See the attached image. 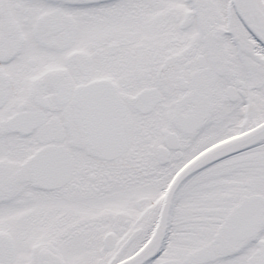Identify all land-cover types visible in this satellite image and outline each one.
Returning a JSON list of instances; mask_svg holds the SVG:
<instances>
[{
    "label": "snow or ice",
    "instance_id": "1",
    "mask_svg": "<svg viewBox=\"0 0 264 264\" xmlns=\"http://www.w3.org/2000/svg\"><path fill=\"white\" fill-rule=\"evenodd\" d=\"M0 264H264V0H0Z\"/></svg>",
    "mask_w": 264,
    "mask_h": 264
}]
</instances>
